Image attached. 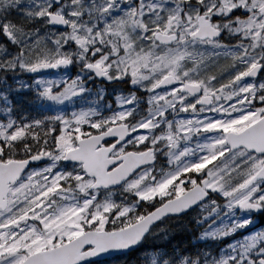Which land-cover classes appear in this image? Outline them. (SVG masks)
<instances>
[{"label":"snow or ice","instance_id":"6c2138e0","mask_svg":"<svg viewBox=\"0 0 264 264\" xmlns=\"http://www.w3.org/2000/svg\"><path fill=\"white\" fill-rule=\"evenodd\" d=\"M0 264H264V0H0Z\"/></svg>","mask_w":264,"mask_h":264}]
</instances>
